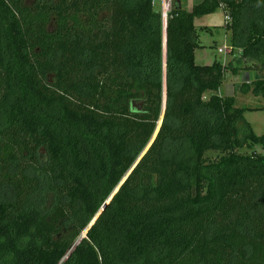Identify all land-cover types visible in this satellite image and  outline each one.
Masks as SVG:
<instances>
[{
    "label": "trees",
    "instance_id": "trees-1",
    "mask_svg": "<svg viewBox=\"0 0 264 264\" xmlns=\"http://www.w3.org/2000/svg\"><path fill=\"white\" fill-rule=\"evenodd\" d=\"M220 5L239 57L197 65ZM154 7L0 0V264H264V135L219 94L264 100V0Z\"/></svg>",
    "mask_w": 264,
    "mask_h": 264
},
{
    "label": "rangeland",
    "instance_id": "rangeland-1",
    "mask_svg": "<svg viewBox=\"0 0 264 264\" xmlns=\"http://www.w3.org/2000/svg\"><path fill=\"white\" fill-rule=\"evenodd\" d=\"M31 1V0H29ZM193 5L201 3L203 0H191ZM187 4H184V6ZM185 6V7H186ZM154 9L158 11L160 9L159 2L155 3ZM261 13L256 12L248 8L245 11L244 28L241 30L237 43H241L246 35V24L249 20L254 19L257 23H260ZM226 24V14L220 5L213 13L202 17H196L194 19V27L196 31V42L198 47L194 50V63L197 65H211L214 62L227 65L229 62H234L235 58L239 57L240 50L237 45H232L229 39V32L224 28ZM221 49L223 52L219 53ZM244 72L237 75L227 73L225 79L220 87L219 94L221 96H233L234 105L240 108H247L243 114L244 121L248 123L252 132L256 136L264 135V100L261 97H255L250 92L242 93V86L244 83ZM249 82H253L261 77L262 72L249 73ZM235 85H238V90H235ZM208 95L205 96V99ZM165 104V98L163 95V105ZM161 118L157 124L159 127ZM258 152L264 153L260 147L257 148ZM242 153H248L245 150ZM142 155V154H141ZM215 153L209 152L207 156L213 157ZM115 192V191H114ZM113 192V193H114ZM113 193L106 199V202H110ZM4 196V193H3ZM51 195L47 194L44 187L34 197L35 205L42 210L50 207ZM109 204V203H108ZM103 210L100 209L97 215L92 219L90 225L101 214ZM89 225V226H90ZM85 232L82 234L84 236Z\"/></svg>",
    "mask_w": 264,
    "mask_h": 264
},
{
    "label": "built area",
    "instance_id": "built-area-1",
    "mask_svg": "<svg viewBox=\"0 0 264 264\" xmlns=\"http://www.w3.org/2000/svg\"><path fill=\"white\" fill-rule=\"evenodd\" d=\"M173 1L174 0H153V4H155L156 2H159L160 4L159 10H160L163 26H165L166 20L168 18V13L172 9ZM226 20H227V17H226ZM218 52L221 53L223 52V50L219 49Z\"/></svg>",
    "mask_w": 264,
    "mask_h": 264
},
{
    "label": "water",
    "instance_id": "water-1",
    "mask_svg": "<svg viewBox=\"0 0 264 264\" xmlns=\"http://www.w3.org/2000/svg\"><path fill=\"white\" fill-rule=\"evenodd\" d=\"M192 7H193L192 1H191V0H187V6H186L187 11H188V12H191V11H192ZM119 186H120V185H119ZM119 186L115 189V192L118 190ZM115 192L113 193V195L115 194ZM113 195H112V197H113ZM112 197H111V199H112ZM111 199H110V200H111ZM108 203H109V202H106L105 204L107 205ZM104 206H105V205H104ZM103 209H104V207H103ZM103 209H102V210H103ZM95 220H96V219H95ZM94 222H95V221H94ZM94 222H93V223H94ZM93 223H92V224H93ZM92 224H91V225H92Z\"/></svg>",
    "mask_w": 264,
    "mask_h": 264
},
{
    "label": "crops",
    "instance_id": "crops-1",
    "mask_svg": "<svg viewBox=\"0 0 264 264\" xmlns=\"http://www.w3.org/2000/svg\"><path fill=\"white\" fill-rule=\"evenodd\" d=\"M180 3L184 6V4H187V0H180Z\"/></svg>",
    "mask_w": 264,
    "mask_h": 264
}]
</instances>
